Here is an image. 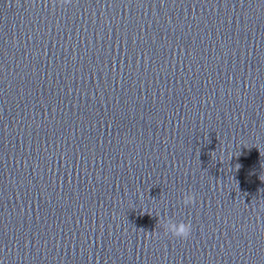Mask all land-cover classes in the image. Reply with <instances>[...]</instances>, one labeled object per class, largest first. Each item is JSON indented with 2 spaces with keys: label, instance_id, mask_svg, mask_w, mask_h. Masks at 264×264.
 <instances>
[{
  "label": "water",
  "instance_id": "water-1",
  "mask_svg": "<svg viewBox=\"0 0 264 264\" xmlns=\"http://www.w3.org/2000/svg\"><path fill=\"white\" fill-rule=\"evenodd\" d=\"M0 264H264V0H0Z\"/></svg>",
  "mask_w": 264,
  "mask_h": 264
},
{
  "label": "clouds",
  "instance_id": "clouds-1",
  "mask_svg": "<svg viewBox=\"0 0 264 264\" xmlns=\"http://www.w3.org/2000/svg\"><path fill=\"white\" fill-rule=\"evenodd\" d=\"M62 5H68L72 3V0H60ZM195 197L192 194H187L184 196L183 203L185 205H189L194 203ZM166 233H171L173 236L178 237L180 239H188L191 233V225L190 223H185L183 221L170 222L164 227Z\"/></svg>",
  "mask_w": 264,
  "mask_h": 264
}]
</instances>
